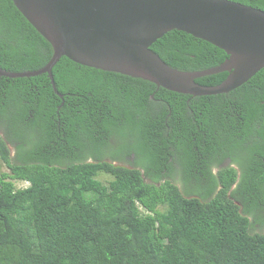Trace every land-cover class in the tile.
I'll list each match as a JSON object with an SVG mask.
<instances>
[{
    "label": "trees",
    "instance_id": "trees-1",
    "mask_svg": "<svg viewBox=\"0 0 264 264\" xmlns=\"http://www.w3.org/2000/svg\"><path fill=\"white\" fill-rule=\"evenodd\" d=\"M151 48L184 71L229 58L176 29ZM52 54L0 0V66L36 70ZM53 75L64 97L47 73L0 75V264H264V67L202 96L67 56Z\"/></svg>",
    "mask_w": 264,
    "mask_h": 264
},
{
    "label": "water",
    "instance_id": "water-1",
    "mask_svg": "<svg viewBox=\"0 0 264 264\" xmlns=\"http://www.w3.org/2000/svg\"><path fill=\"white\" fill-rule=\"evenodd\" d=\"M51 43L53 54L41 68L21 72L0 66L7 77L47 73L57 90L53 68L67 56L98 69L155 82L193 96L230 92L264 67V10L234 0H13ZM179 30L224 49L220 65L184 71L167 64L151 45ZM228 71L217 85L196 81Z\"/></svg>",
    "mask_w": 264,
    "mask_h": 264
},
{
    "label": "rangeland",
    "instance_id": "rangeland-1",
    "mask_svg": "<svg viewBox=\"0 0 264 264\" xmlns=\"http://www.w3.org/2000/svg\"><path fill=\"white\" fill-rule=\"evenodd\" d=\"M5 171H9V169H8L7 165H6V164L1 160V158H0V172H5ZM101 177H102L103 179H105V180L109 178V176L106 175V174H102ZM16 184H17V186H19V187H25V186L28 185V182L22 180V181H17Z\"/></svg>",
    "mask_w": 264,
    "mask_h": 264
}]
</instances>
